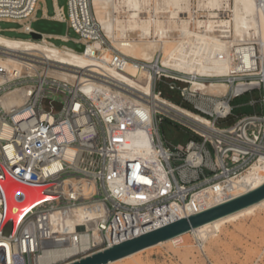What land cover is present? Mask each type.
<instances>
[{"label":"built area","instance_id":"built-area-1","mask_svg":"<svg viewBox=\"0 0 264 264\" xmlns=\"http://www.w3.org/2000/svg\"><path fill=\"white\" fill-rule=\"evenodd\" d=\"M41 2L0 0V21L19 23L22 31L39 34V38H30L35 41L47 38L53 42L52 37L72 40L78 48L83 47L72 50L111 64L115 71L122 70L128 61L136 62L153 76V94L116 78L100 63L81 66L44 53L0 47V56H10L19 64V68L0 64V264H39L44 246L55 243L51 213L57 210L104 202L108 210L100 230L105 238L92 247L98 251L111 246L110 233L118 244L159 228L153 227L154 221L167 225L164 217L172 203L185 206L197 193L208 189L227 194L234 187V179L264 155V111L245 114L229 126L220 125L233 114L235 98L264 84L238 95L232 89L223 98L204 97L209 110L218 101L232 105L226 113H212L202 108V97L192 90V83L229 82L228 78L171 69L162 64L159 55L146 62L115 51L107 60L102 51L92 47L98 41L105 46L111 44L93 14L90 0H66L59 13L55 9L53 15L42 16L66 23L77 37H59L34 29L32 23L39 19ZM27 25L31 27L26 29ZM254 79L262 77L241 76L235 84ZM162 83L180 91L194 108L165 97ZM157 96L210 118L214 126L200 127L197 120ZM262 101L264 105V97ZM166 121L198 138H191L186 145H168L161 133ZM141 145L158 154L169 174L168 181L159 180L154 165L134 154L132 148ZM67 153L72 154L70 160L65 158ZM191 153L196 154L195 161ZM56 162H60L58 169L46 170ZM88 186L96 188L95 192L87 195L84 190ZM9 222L12 231L7 235L4 228ZM139 229L141 234L137 233ZM193 241L206 262L214 264L202 242Z\"/></svg>","mask_w":264,"mask_h":264},{"label":"bare ground","instance_id":"bare-ground-1","mask_svg":"<svg viewBox=\"0 0 264 264\" xmlns=\"http://www.w3.org/2000/svg\"><path fill=\"white\" fill-rule=\"evenodd\" d=\"M46 1H48L49 6V0ZM54 1L55 9L59 13L62 6L57 0ZM51 2L53 4V1ZM52 4L51 6H53ZM90 5L104 35L111 44L105 46L102 41H98L92 47L102 51L107 60L112 59L115 51L146 62L153 61L159 55L162 64L168 68L187 74H198L201 77L229 79V82L194 81L191 88L200 93L202 100L206 96L223 98L232 89L234 95H238L264 84V0H90ZM49 8L52 9L50 6ZM44 13L46 16H51L46 8H44ZM30 27L27 25L26 29ZM1 30L0 28V47L9 50L44 53L61 61L81 66H92L100 63L106 71L116 78L139 88L145 94H153L151 89L153 76L136 62L128 61L122 70L115 71L111 64L96 62V60L72 50L67 45L66 47L52 45L51 43L54 41L51 42L47 38L39 42L30 38L10 37L11 31L7 32L9 36H6L1 33ZM57 36L67 37L66 35ZM60 43L62 44V42ZM0 64L8 68H19L18 62L10 56H0ZM246 75H262V79H254L252 82L239 81L235 84L238 77ZM156 98L167 102L186 116L197 120L200 127L204 129L214 126L212 120L206 116L161 96ZM231 107V104L228 106L218 101L213 110H208L202 104L203 109L212 113H226L228 109L230 111ZM140 136L145 140L144 136ZM141 148L143 151H133L134 154L144 157L154 165L159 180L168 181L170 179L169 174L159 161L158 154L146 145L132 149ZM195 155L194 153L190 155L194 161ZM71 157L72 154L70 153L65 155L67 160H70ZM59 166L60 162H56L49 165L46 170L54 171ZM251 169L256 170L255 173L246 175L245 173ZM246 172L234 179V187L229 189L227 194L226 192H214L208 189L197 193L193 200L185 206L172 203L176 215L166 220V223L169 224L179 218L188 217L224 203L263 185L264 155ZM71 182L72 180H68V183ZM95 190L96 188L88 186L85 187L84 192L89 195ZM7 196L9 202V194ZM201 198H211V201L201 205ZM261 209H264V199L176 237L111 261L109 264H120L133 260L144 252L165 244H178L189 235H192L194 240L201 241L204 248L208 242L215 245L219 233L228 223H234L245 216H255ZM107 210V205L104 202L96 201L51 213V230L55 243L44 246L39 264H68L97 251L93 250L92 247L100 244L105 238L100 230V224L106 219ZM152 225L160 228L162 221H154ZM147 228L149 227H144L143 230ZM140 232L141 229L137 231L141 234ZM112 236V233L108 236L111 246L118 242L113 241ZM178 245L180 246L175 247H184L185 241Z\"/></svg>","mask_w":264,"mask_h":264},{"label":"rangeland","instance_id":"rangeland-1","mask_svg":"<svg viewBox=\"0 0 264 264\" xmlns=\"http://www.w3.org/2000/svg\"><path fill=\"white\" fill-rule=\"evenodd\" d=\"M45 1V2H44ZM53 1V4L52 2ZM59 5L64 6L66 0H57ZM51 4L53 6H51ZM43 5V6H42ZM41 10L37 12L39 19L32 23V27L37 31H41L46 34L66 35L70 37H77L73 30L67 28L66 23H61L47 18H42L44 15V8L47 9L49 15L55 12V1L42 0ZM53 11V12H52ZM52 12V13H51ZM9 25H6V24ZM16 25V26H15ZM6 26V27H5ZM13 26V27H11ZM21 25L14 22L0 21L1 33L9 36L7 32H10V37L17 38H31L32 35L22 31ZM7 33V34H6ZM14 34V35H13ZM21 34V35H20ZM19 35V36H18ZM24 35V36H23ZM53 39L54 43L58 46L67 45L74 49L79 45L72 40L62 41L60 39ZM58 43H56V42ZM62 42V44L60 43ZM73 42V43H71ZM69 45H68V44ZM72 44V45H71ZM262 77V75H260ZM213 77V76H211ZM160 89L163 91L165 97L183 104L185 107L193 109V104L184 101L183 97L178 90H171L165 83L160 85ZM264 86L261 89L248 92L240 97L235 98L232 101L234 106L233 114L227 120L220 122L221 126H229L234 124L241 116L252 113H263L264 105ZM256 100V104H252V101ZM202 104L206 106L205 100H202ZM187 108V109H188ZM209 110V109H208ZM161 133L166 143L172 147L179 144L186 145L191 138H198L195 134L189 130L173 124L170 121H166L161 125ZM136 152L143 151L141 149L133 150ZM256 170L251 169L245 174H254ZM204 194V193H203ZM202 195V194H201ZM200 196V195H199ZM211 201V198H201V205L207 204ZM176 215L174 205H171V211L164 217L166 220L173 218ZM257 218V219H256ZM258 220V221H257ZM261 220V221H260ZM12 231L11 223H7L4 228L5 234H10ZM185 241L184 247L177 248L181 242ZM178 244H165L163 246L151 249L144 252L133 260L126 261L120 264H209L206 259L203 258L196 250L192 235H189L182 239ZM205 250L214 264H264V209H261L254 216H245L234 223H228L223 230L219 233L217 243L206 245ZM60 264V263H58Z\"/></svg>","mask_w":264,"mask_h":264},{"label":"water","instance_id":"water-1","mask_svg":"<svg viewBox=\"0 0 264 264\" xmlns=\"http://www.w3.org/2000/svg\"><path fill=\"white\" fill-rule=\"evenodd\" d=\"M66 5V4H65ZM64 5V6H65ZM34 38H39V34L33 33ZM83 50V47L78 48ZM264 199V184L247 192L239 197L218 204L206 210L192 214L188 217L178 219L160 228L146 232L140 236L125 240L118 244L100 249L68 264H109L111 261L128 256L146 247L152 246L161 241L176 237L188 232L193 228L214 221Z\"/></svg>","mask_w":264,"mask_h":264}]
</instances>
